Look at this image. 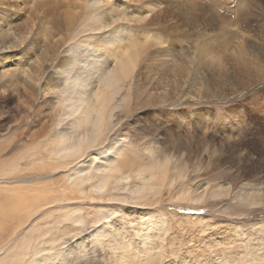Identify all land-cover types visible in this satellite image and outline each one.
Instances as JSON below:
<instances>
[{
    "label": "rangeland",
    "instance_id": "obj_1",
    "mask_svg": "<svg viewBox=\"0 0 264 264\" xmlns=\"http://www.w3.org/2000/svg\"><path fill=\"white\" fill-rule=\"evenodd\" d=\"M91 1L0 0V264H251L264 252V0ZM97 48L128 62L96 143L106 151L55 157L58 133L81 131L63 113L64 77L81 82ZM100 153L130 176L161 161L157 189L134 199L74 182Z\"/></svg>",
    "mask_w": 264,
    "mask_h": 264
},
{
    "label": "bare ground",
    "instance_id": "obj_2",
    "mask_svg": "<svg viewBox=\"0 0 264 264\" xmlns=\"http://www.w3.org/2000/svg\"><path fill=\"white\" fill-rule=\"evenodd\" d=\"M98 3L100 4L101 1L92 0L90 5L91 6L92 5L93 6H95V5L99 6ZM93 20L95 22H99L97 17L94 18ZM99 25L101 27H97L95 29H94V27H91V28L93 30L97 29L98 33H101V36L99 38L105 39V42L109 43V44H102L103 46L111 45L110 44L111 40L107 39L109 37H113V34H114V31L111 33L107 32V30L109 28L108 25H110V22L108 23V25L103 24V23H101ZM116 34L121 36L120 31H116ZM71 54H74V52H72ZM114 57H115V59H112V60L107 59L106 56H101V58H100V55L98 54V48L95 50L91 49V50L86 52L85 59L82 60V61H85L83 63V66H84L83 69L84 70H82V72H84V74H83L84 79L80 82L77 70L65 75V77H64V89H63L64 92L69 93V90L67 87H70L71 89H74L75 87H77L78 88V92H77L78 94L75 97L64 98V97H67V95H68V93H67V95L63 97V101H62L63 110H64L63 113L68 114V115L72 114L74 116V119L72 120V125L73 126L78 125L76 128L81 130V131H77L75 136H73L70 139H66L63 137V135H61V133H58V140H57V142L55 144V148L53 149V152H52V154L55 157L65 158V159H72V158L77 157V156H70L69 155V153L72 149L78 148L81 145L83 146L84 149L91 148L93 144L97 143V140L100 138L102 131L105 130L106 116L109 113H111V111L114 108V107L112 108L113 100H114V97L117 94L118 90L120 89V82L122 81V77H125L128 73V66L126 65V63H128V62H125L123 60L124 55H121V56L118 55L117 58L115 55ZM164 60H166L167 62L172 61V60L169 61L168 58H165V57H164ZM75 61H76V58L72 56V62L71 63H73ZM174 70H175L174 64L170 62L169 63V71H174ZM92 78H96V80H94V82L100 83L104 89H102V90H98V89L93 90V88L91 89V84L93 83ZM105 155L106 154H104V153H100L98 155V157L96 158V160H98V162L102 165V167L99 169V171L97 173H95L92 176H88V175L85 176V175H83L85 173V171L83 170V168H80L79 167L80 165H79L77 168H75V169H77L75 171L76 177L73 179V181L79 182V184L81 185L82 183L86 182V180H88L89 178H92L93 181L91 183L90 190L94 191L93 193H96L100 196H103L105 194L106 195L109 194L110 196L111 195L114 196V194H112L113 192H118L119 190H123V191L127 192L129 194V196L133 197L134 199H140V198H143L145 196V194L153 193L157 189V187L159 185L158 182L160 181L162 174H164V172L161 171L163 168L161 161H157L156 163H153V165H151L150 167L147 168V172L145 170L135 171L133 173V176H130L126 173H123L121 171V169L118 166H116L112 162V160H110L109 156H105ZM81 166H83V165H81ZM133 178H135L136 181L139 183H133V185L130 186V183H131ZM221 192L222 191L219 190V194H221ZM217 193H218L217 191L213 190L211 193V197H215L217 195ZM235 194H236V197L239 198L245 204L246 207H251V206H254V205L261 203V200H258L254 196H250L249 193H243L241 190L238 192L236 191ZM255 195H257V194H255ZM258 223H257V225H258ZM148 226H149L148 228H150L151 225L149 224ZM252 226L253 227L255 226L254 223H253V225L251 223V228H252ZM255 229L256 228L254 227L253 231H255ZM249 230H252V229H249ZM142 231H144V230H142ZM227 231L231 232L230 234H228L229 236H231V239H233V238L237 239L238 236L236 237V235L242 236V234H241L242 231H240V230H239L240 234L239 233L237 234V232H236L237 229H236V231H232L229 229ZM258 231L259 232L264 231V226L258 225ZM256 233H258V232H256ZM251 234H252V232H251ZM255 234H253V235H255ZM147 235H149V233H147L145 231V233H143V240H142L143 244L141 243L142 247H146L148 245L149 240H147V238L145 237ZM261 235H263V234L261 233ZM224 239H226V238H224ZM261 240L264 241V235H263V237L261 236ZM210 241H212V240H210ZM205 243H203V244H205ZM207 243H209V241H207ZM222 243H223V241H222ZM207 245H209V244H207ZM256 247H257V245H256ZM258 251H255V254H257ZM262 252H263V250L261 252H259L261 257L256 256V259L255 258H253V259L250 258V259H252V260L255 259V261L257 260V262H261V264H264V252L263 253ZM255 254H253V255H255ZM228 255L227 256L225 255V257L223 256V258H221V259H219V256H217V259H216V255L213 257L217 261L219 260L218 261L219 264H231V260L233 259L232 258L233 256L228 257ZM250 259L249 258L247 259L248 262ZM205 260H206V258H205ZM211 260H213V258ZM214 261L215 260H213L212 262L215 263ZM255 261L254 262L250 261V262H251V264H255ZM218 262H217V264H218ZM258 264H260V263H258Z\"/></svg>",
    "mask_w": 264,
    "mask_h": 264
},
{
    "label": "snow or ice",
    "instance_id": "obj_3",
    "mask_svg": "<svg viewBox=\"0 0 264 264\" xmlns=\"http://www.w3.org/2000/svg\"><path fill=\"white\" fill-rule=\"evenodd\" d=\"M95 149L96 151H106V149L103 146H98L96 144H93L91 148L89 149H84L83 146L81 145L78 148H74L70 151L69 155L70 156H77V155H83L84 157H87L88 155L91 154L92 149ZM80 161H78L79 163Z\"/></svg>",
    "mask_w": 264,
    "mask_h": 264
}]
</instances>
